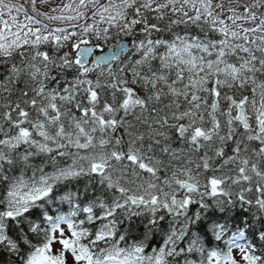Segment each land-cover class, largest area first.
<instances>
[{
    "label": "snow or ice",
    "instance_id": "1",
    "mask_svg": "<svg viewBox=\"0 0 264 264\" xmlns=\"http://www.w3.org/2000/svg\"><path fill=\"white\" fill-rule=\"evenodd\" d=\"M0 264H264V0H0Z\"/></svg>",
    "mask_w": 264,
    "mask_h": 264
}]
</instances>
